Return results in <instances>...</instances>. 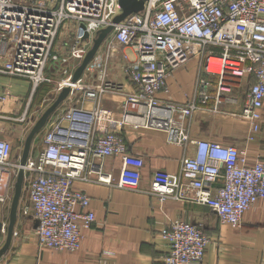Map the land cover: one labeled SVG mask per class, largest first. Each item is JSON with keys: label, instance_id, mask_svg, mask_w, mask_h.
I'll list each match as a JSON object with an SVG mask.
<instances>
[{"label": "built area", "instance_id": "1", "mask_svg": "<svg viewBox=\"0 0 264 264\" xmlns=\"http://www.w3.org/2000/svg\"><path fill=\"white\" fill-rule=\"evenodd\" d=\"M120 13L119 0H0V75L32 84L27 103L9 87L0 97V205L13 198L22 166L21 156L13 157L12 136L16 132L27 137L34 126L33 95L41 86L53 85L45 99L52 103L71 84L97 33ZM69 22L75 27L72 37L59 40L62 25ZM111 34L110 55L128 47L136 53L134 60L125 53L122 57L134 87L124 93L123 122L162 131L171 144L194 146L178 173L154 172L148 192L160 204L168 199L197 203L211 208L222 224L241 226L244 213L264 198V155L250 164L246 148L193 139L185 122L210 101L217 111L224 92L253 78L240 115L249 123L247 141L256 140L264 110V0H147L142 11L115 24ZM192 58L200 59L196 97L186 103L158 99L159 93L169 91L171 73ZM51 64L59 70V80L48 75ZM106 66H96L93 85L77 82L71 90L97 105L91 110L74 106L59 114L45 130L41 152L29 156L23 167L29 201L22 212L38 221L40 247L78 251L84 231L95 223L91 198L74 188L75 181L141 188L144 158L127 151L120 133L102 126L112 113L100 107L101 98L122 92L121 85L107 79ZM208 76L216 79L215 85ZM5 105L10 112L2 111ZM107 157L121 158L116 183L96 163ZM160 238L169 247L166 264L202 262L211 242L202 228L181 220L162 229Z\"/></svg>", "mask_w": 264, "mask_h": 264}, {"label": "crops", "instance_id": "2", "mask_svg": "<svg viewBox=\"0 0 264 264\" xmlns=\"http://www.w3.org/2000/svg\"><path fill=\"white\" fill-rule=\"evenodd\" d=\"M112 36L111 34L103 43L79 82L87 86L93 85L99 73L96 66L103 62L107 65V79L122 86V92L106 94L101 98L100 107L112 113L111 119L103 121L102 126L109 131L120 133L127 151L144 158L141 188L130 190L115 185L75 181L74 188L84 191L91 198L89 210L95 214L96 221L92 228L84 231L80 249L71 252L40 247L38 221L22 212V208L29 201L28 191L23 187L18 220L14 228L16 234H13L10 248L1 258L0 264H166L165 257L169 247L166 241L160 238V231L168 228L175 220L199 226L211 238L203 261L191 264H264V198L244 213L241 226L234 227L222 224L216 213L207 206L172 199L160 204L157 197L148 192L154 172L163 170L178 173L183 157L193 154L194 146L183 148L171 144L162 131L134 127L132 123L123 122L124 93L131 92L134 87L124 73L122 57L125 53L134 60L136 53L134 48L128 47L114 50L110 55L107 47ZM199 68L200 59L192 58L187 64L174 70L167 81L169 91L159 93L157 98L175 103H186L195 98ZM47 73L53 80L62 77L53 64ZM208 78L216 84L213 76ZM249 80L252 82L253 78H245L239 88L224 92L217 111L213 110L214 101H210L205 109L188 118L185 126L193 139H206L246 148L248 162L253 164L259 156L264 155V110L262 130L256 135V140L249 143V123L240 115L249 89ZM7 87L14 97L23 100L22 103L29 102L32 95V84L29 80L0 75V97ZM40 88L31 101L32 112H36V117L40 114L36 119H39L55 101L45 103V99L52 95L53 85ZM38 92L41 95L36 101ZM81 94L79 91L71 92L50 116L44 131L59 114L70 107L91 110L97 105L92 100H83ZM226 97L234 98V103L225 100ZM44 133L38 145L34 142L37 134L34 137L29 156L36 157L43 149ZM24 137L17 135L21 147L19 153L14 155L13 152V157L22 156L27 138ZM96 163L102 166L104 172L112 175L113 183L119 180L122 169L120 157H107L96 160ZM10 202L0 207V221L5 223V232H2L5 237L0 236V248L3 246L2 241L5 243L9 221L3 209L11 205Z\"/></svg>", "mask_w": 264, "mask_h": 264}, {"label": "water", "instance_id": "3", "mask_svg": "<svg viewBox=\"0 0 264 264\" xmlns=\"http://www.w3.org/2000/svg\"><path fill=\"white\" fill-rule=\"evenodd\" d=\"M147 0H119V6L121 8V13L117 15L114 20L113 24L100 30L96 37L93 40V44L89 51L87 52L86 56L84 57L81 64L76 69L72 82L70 85L64 87L61 92L56 97L55 101L51 104V106L40 116L39 120L34 124L33 128L29 132L24 146V151L22 156L20 157V164L21 168L19 170L17 179L14 184V195L10 205V212H9V221L7 225V233L6 239L3 246L0 248V260L1 258L8 252L10 245L12 243V238L14 234V228L18 220V210H19V202L22 194L23 189V180H24V165L27 162V159L30 154L31 146L34 137L38 134L48 123L50 116L61 106V104L69 97L72 86L80 81L81 76L84 74V71L88 68V66L92 63L94 58L96 57L99 49L103 45V43L107 40V38L111 35L114 30L115 24L120 23L123 21L127 16L138 13L144 9L145 2ZM81 27H84L83 25ZM88 37L87 34L84 35L86 39ZM39 225V224H38ZM2 221H0V236L2 233Z\"/></svg>", "mask_w": 264, "mask_h": 264}, {"label": "rangeland", "instance_id": "4", "mask_svg": "<svg viewBox=\"0 0 264 264\" xmlns=\"http://www.w3.org/2000/svg\"><path fill=\"white\" fill-rule=\"evenodd\" d=\"M15 1H17V2H19V1H28V0H15ZM75 31V27H74V24L73 23H71V22H69V23H64L63 25H62V27H61V32H60V36H59V39H61V37H62V39L61 40H64V41H66V40H68V39H70L72 36H71V34L73 33ZM64 35L65 34V36H61V35ZM245 80V79H244ZM43 86H46V85H43ZM43 88V87H42ZM40 90H41V88H40ZM41 94L38 92V95L36 96V101H38V97L40 96ZM55 99H56V97H55ZM31 105H32V102H31ZM31 105H30V111L32 112V110H31ZM32 108H33V105H32ZM2 111L3 112H10L11 111V109L9 108V107H7L6 105L5 106H3L2 107ZM43 114V113H42ZM40 115V114H39ZM38 114H37V117L39 116ZM37 120H39V119H35V123L37 122ZM16 129H17V127H15ZM18 128H21L20 126L18 127ZM33 128V127H32ZM31 131V130H30ZM45 131H44V129L40 132V133H38L37 134V136L35 137V139H34V142H35V144L36 145H38V143L39 142H41V140H42V137H43V133H44ZM15 134H13V152H14V155L15 154H17V153H19L20 152V147H21V143H20V140L19 139H17V133L16 132H14ZM29 134V133H28ZM27 136V135H26ZM25 138V137H24ZM23 141V140H22ZM35 145V146H36ZM0 207H1V205H0ZM1 210V209H0ZM9 211H10V204L8 205V206H6L5 207V209H3V213H4V215L6 216V218L7 219H9ZM1 212V211H0ZM1 215H2V212L0 213V217H1ZM19 215V214H18ZM8 221V220H7ZM2 235H4V237H5V234H2ZM3 240H4V238H3ZM5 242V241H4ZM2 244H4L3 243V241H2Z\"/></svg>", "mask_w": 264, "mask_h": 264}]
</instances>
